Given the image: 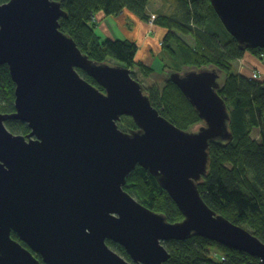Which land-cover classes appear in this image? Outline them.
Segmentation results:
<instances>
[{
	"label": "water",
	"instance_id": "95a60500",
	"mask_svg": "<svg viewBox=\"0 0 264 264\" xmlns=\"http://www.w3.org/2000/svg\"><path fill=\"white\" fill-rule=\"evenodd\" d=\"M210 1L243 50H264V0ZM66 16L58 0L0 4V66L16 85V112L0 114V264H166L164 243L192 237L264 264V243L214 212L199 190L211 144L234 139L218 92L221 75L207 68L171 73L204 122L182 130L154 108L130 69L83 54L61 31ZM122 117L137 129L122 131ZM7 121L25 123L31 133L15 135ZM138 166L156 178L183 221L170 223L125 191Z\"/></svg>",
	"mask_w": 264,
	"mask_h": 264
},
{
	"label": "trees",
	"instance_id": "16d2710c",
	"mask_svg": "<svg viewBox=\"0 0 264 264\" xmlns=\"http://www.w3.org/2000/svg\"><path fill=\"white\" fill-rule=\"evenodd\" d=\"M10 1L0 0V4ZM58 1L67 12V16L60 20L61 31L75 40L81 52L93 61L115 62L130 69L133 78L138 81L132 71L137 65L138 45L131 40L103 39L95 29L92 17L98 11L115 15L128 10L145 22L150 17L147 11L152 0ZM171 24L192 33L200 45L215 51L219 60L213 63L229 74L222 89L220 83L218 92L227 102L231 116L230 131L234 139L231 143L211 144L209 173L199 184L202 198L214 212L232 223L243 228L250 226L252 230L245 229L264 243V78L254 79L232 73L234 63L244 59L246 53L258 57L264 50H243L219 20L210 0H175L170 14L162 15L157 20V25L168 31L165 41L170 38ZM194 63L198 64V60L195 59ZM139 65L143 66L141 63ZM78 72L105 92L92 77L82 70ZM15 89L9 68L0 66V114L11 115L16 112ZM170 89L176 92L170 94L171 97ZM146 94L154 108L180 129L187 131L188 126L201 122L193 106L171 81L163 92L152 88ZM177 98L182 99V104L178 106L186 112L185 119L181 121L179 113L174 114ZM129 120L134 128L132 130L137 129L133 120ZM6 127L15 135L27 137L31 133L29 126L20 121H7ZM124 189L146 208L165 215L170 223L184 220L173 199L144 168L138 166L135 169ZM13 237L17 239L15 235ZM107 244L129 260L123 247L111 241H107ZM164 246L171 255L166 264H261L257 258L202 237H192L183 242L170 241Z\"/></svg>",
	"mask_w": 264,
	"mask_h": 264
},
{
	"label": "rangeland",
	"instance_id": "374dc122",
	"mask_svg": "<svg viewBox=\"0 0 264 264\" xmlns=\"http://www.w3.org/2000/svg\"><path fill=\"white\" fill-rule=\"evenodd\" d=\"M174 5L175 0H152L150 2L149 9L147 11L150 17L148 21H145L147 24V31L145 33L146 40L141 46H139V43H137L140 42L139 40L141 38H137V42L134 41L138 45L139 53L137 54L135 61L137 62V65L132 70L133 74L135 75L138 82L141 83L146 92L152 88H157L163 92L166 87L169 86V82L171 81L170 75L173 72L177 71L183 73L184 71H194L195 69H214L221 75L220 83L222 84V89L227 82L229 74L225 73L222 69L218 68L215 63H213L214 60H219V56L215 51L212 52L208 48L200 45L199 40L192 33H187L186 31L179 29V27H177L175 24H171L169 26V40H164V37L168 31H166V28H163V26L157 25V20L162 15H169L174 9ZM134 18L136 20L135 22H143L139 17L128 10L115 15H106L103 11H98L95 13V15H93L92 23L94 24L95 29L99 31L100 35L104 37L103 39L126 41L128 39H109L108 36L105 37V35H107V33H109L111 30L117 36V33L113 28L114 25L110 19H115V21L118 22L116 26L119 29L125 30L130 28L129 31L131 34H133L135 31L137 33L140 31V27L137 26L136 29L135 22L132 21ZM127 23H131V27H128ZM104 24L106 26L103 29ZM150 37H153V40H151ZM142 54L144 55V59H142L140 56ZM258 57L257 60L259 61V66L255 67L248 61L244 62V57V59L241 61L234 63L232 73L234 72L235 74L242 75L244 77L253 78L254 75H258L260 79L261 77L264 78V75H260V72L264 74V53L260 54ZM195 59L198 60V64L194 63ZM139 63L143 64V66H140ZM111 64L118 65L115 62H111ZM177 66H179V68ZM173 90H169V97H171L170 94L174 95V93H176L174 92L175 90ZM177 99L178 100H175L176 106L174 114L179 113L181 121V119H185L184 115L186 112L184 109H181L180 106H178L182 104V99ZM174 117L177 118V116ZM129 119L131 118L122 117L121 121L118 122V126L122 131L129 132L134 129L131 127ZM201 126H204L203 121L198 124L188 126L189 128L187 131L190 132L197 130ZM245 228L252 230L250 226H246Z\"/></svg>",
	"mask_w": 264,
	"mask_h": 264
},
{
	"label": "crops",
	"instance_id": "0c3cea01",
	"mask_svg": "<svg viewBox=\"0 0 264 264\" xmlns=\"http://www.w3.org/2000/svg\"><path fill=\"white\" fill-rule=\"evenodd\" d=\"M148 15H149V13H148ZM110 21L113 23V25H114V30L116 31V33H117V36L113 33V31L111 30L109 33H107V35H105V37H109V39L110 38H115V39H128V40H132V41H135V42H137V38H141L139 41L140 42H137V43H139V46H141V45H143V43L145 42V40H146V36H145V33H146V31H147V27H146V23L145 22H140V23H138V22H135L136 20H135V18L132 20L133 22H135V25H136V29H137V26H139L140 27V31L137 33L136 31L133 33V34H131V32L129 31V29H125V30H122V29H119L116 25L118 24V22H116L115 21V19H110ZM104 23H106V22H104ZM128 24V27H131V23H127ZM105 24H104V26H103V29L105 28ZM135 29V30H136ZM99 32V31H98ZM102 36V35H101ZM156 37V36H155ZM102 38H104L103 36H102ZM151 38V40H153V37H150ZM138 53H139V51H138ZM141 56V58L142 59H144V55L142 54V55H140ZM258 58L257 57H253V55L252 54H250V53H246V55H245V60H244V62L245 61H248L251 65H253V66H255V67H257V66H259V61L257 60ZM241 61V60H240ZM257 64V65H256ZM259 71V70H258ZM260 75H264V74H262V72H260Z\"/></svg>",
	"mask_w": 264,
	"mask_h": 264
},
{
	"label": "flooded vegetation",
	"instance_id": "af4514ba",
	"mask_svg": "<svg viewBox=\"0 0 264 264\" xmlns=\"http://www.w3.org/2000/svg\"><path fill=\"white\" fill-rule=\"evenodd\" d=\"M13 235H15V236L17 237V239H15V238L13 237ZM11 236H12V239H13V240L19 242L22 246H24L23 244H25V243L22 242V241H20L19 237H18L15 233H12ZM25 245H26V244H25ZM24 247L27 248V249H29L27 245L24 246ZM111 249H112V248H111ZM112 250H113V249H112ZM119 255H120V254H119ZM35 256H36V255H35ZM37 256H38V255H37ZM37 256H36V257H37ZM39 257H40V256H39ZM37 258H38V257H37ZM38 259H39V258H38ZM39 261H40L41 263H43L42 260L39 259Z\"/></svg>",
	"mask_w": 264,
	"mask_h": 264
},
{
	"label": "built area",
	"instance_id": "2783aa9c",
	"mask_svg": "<svg viewBox=\"0 0 264 264\" xmlns=\"http://www.w3.org/2000/svg\"><path fill=\"white\" fill-rule=\"evenodd\" d=\"M253 78H254V79H259L260 77H259L258 75H257V76L254 75Z\"/></svg>",
	"mask_w": 264,
	"mask_h": 264
}]
</instances>
